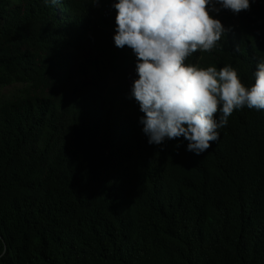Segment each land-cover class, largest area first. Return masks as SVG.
I'll list each match as a JSON object with an SVG mask.
<instances>
[{
    "label": "trees",
    "instance_id": "obj_1",
    "mask_svg": "<svg viewBox=\"0 0 264 264\" xmlns=\"http://www.w3.org/2000/svg\"><path fill=\"white\" fill-rule=\"evenodd\" d=\"M115 2L0 0V87L19 86L0 96V264H264V110L199 155L150 145ZM213 18L225 35L185 63L251 87L264 0Z\"/></svg>",
    "mask_w": 264,
    "mask_h": 264
},
{
    "label": "clouds",
    "instance_id": "obj_2",
    "mask_svg": "<svg viewBox=\"0 0 264 264\" xmlns=\"http://www.w3.org/2000/svg\"><path fill=\"white\" fill-rule=\"evenodd\" d=\"M60 4L62 0H44ZM98 5L100 0H94ZM256 0H118L114 43L132 49L138 78L132 96L148 143L183 137L187 150L199 155L219 139L218 129L234 110H264V59L256 65L255 82L245 87L231 66L186 64L197 51L210 52L227 29L211 12L239 14ZM219 5V7H217ZM218 114V119L216 118ZM179 146V145H177ZM0 256L6 245L0 241Z\"/></svg>",
    "mask_w": 264,
    "mask_h": 264
},
{
    "label": "rangeland",
    "instance_id": "obj_3",
    "mask_svg": "<svg viewBox=\"0 0 264 264\" xmlns=\"http://www.w3.org/2000/svg\"><path fill=\"white\" fill-rule=\"evenodd\" d=\"M11 2H16V0H10ZM216 12H211L210 15H215ZM109 81L111 82V79H109ZM19 86H13V87H0V96H7L9 94H11L16 88H18Z\"/></svg>",
    "mask_w": 264,
    "mask_h": 264
}]
</instances>
